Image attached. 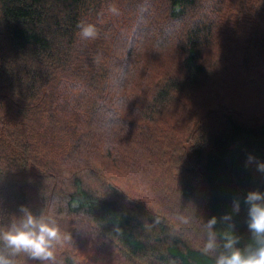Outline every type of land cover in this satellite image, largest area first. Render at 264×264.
Here are the masks:
<instances>
[{
	"label": "trees",
	"instance_id": "trees-1",
	"mask_svg": "<svg viewBox=\"0 0 264 264\" xmlns=\"http://www.w3.org/2000/svg\"><path fill=\"white\" fill-rule=\"evenodd\" d=\"M250 153L264 0H0V227L51 211L58 264H214L212 216L219 245L253 243Z\"/></svg>",
	"mask_w": 264,
	"mask_h": 264
},
{
	"label": "clouds",
	"instance_id": "clouds-1",
	"mask_svg": "<svg viewBox=\"0 0 264 264\" xmlns=\"http://www.w3.org/2000/svg\"><path fill=\"white\" fill-rule=\"evenodd\" d=\"M111 12H117L115 7ZM81 40H94L99 35L95 24L82 22L78 25ZM256 159L251 153L247 160ZM258 171H264V161L257 160ZM246 205V227L253 243L239 246V238L232 234L224 237L222 246L217 243L213 231L217 218L212 216L204 225L208 230V238L202 251L205 255H214V264H264V190L251 189L243 198ZM241 201L234 198L232 212L239 213ZM21 215L7 227H0V245L5 251H0V264H16L12 258L17 254H26L39 264H58L57 249L67 238L61 231L55 215L49 211L40 215L21 208ZM222 219L232 221L231 213H225ZM188 223V218H182ZM222 247L223 251H218Z\"/></svg>",
	"mask_w": 264,
	"mask_h": 264
},
{
	"label": "rangeland",
	"instance_id": "rangeland-1",
	"mask_svg": "<svg viewBox=\"0 0 264 264\" xmlns=\"http://www.w3.org/2000/svg\"><path fill=\"white\" fill-rule=\"evenodd\" d=\"M258 159H254L251 161H248L246 158V167L250 171V173L253 176V180L256 185L264 183V171H258L256 167V161Z\"/></svg>",
	"mask_w": 264,
	"mask_h": 264
}]
</instances>
